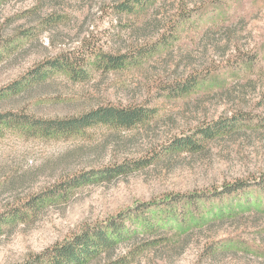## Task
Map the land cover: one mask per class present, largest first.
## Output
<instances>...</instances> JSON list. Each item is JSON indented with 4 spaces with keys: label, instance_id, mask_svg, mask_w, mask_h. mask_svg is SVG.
I'll use <instances>...</instances> for the list:
<instances>
[{
    "label": "rangeland",
    "instance_id": "obj_1",
    "mask_svg": "<svg viewBox=\"0 0 264 264\" xmlns=\"http://www.w3.org/2000/svg\"><path fill=\"white\" fill-rule=\"evenodd\" d=\"M122 1L0 0V90L58 53L87 58L82 75L54 72L0 101V112L77 117L112 105L155 112L128 130L98 125L50 140L0 127V214L25 215L0 225V264H22L150 203L159 228L141 232L137 222V234L118 243L113 259L264 264V0H147L126 13L117 9ZM151 46L145 59L119 69L95 57ZM189 79L196 85L178 94ZM220 120L230 131L203 140L199 151L162 154L171 141ZM139 160L149 163L112 181L82 183L32 212L24 208L63 180ZM237 180L250 186L229 199L162 204Z\"/></svg>",
    "mask_w": 264,
    "mask_h": 264
},
{
    "label": "trees",
    "instance_id": "obj_2",
    "mask_svg": "<svg viewBox=\"0 0 264 264\" xmlns=\"http://www.w3.org/2000/svg\"><path fill=\"white\" fill-rule=\"evenodd\" d=\"M147 0H124L117 4V9L120 12H130L135 6L143 5ZM137 5H135V4ZM139 7V6H138ZM156 47L138 49L135 53L131 52L128 55H115L112 53L99 52L95 55L98 59V64H104L105 69H119L128 61L134 59H145L147 55L154 52ZM94 52V51H93ZM93 55V53L91 54ZM87 59V58H86ZM84 58L70 57L66 53H58L55 57L49 58L39 65L35 66L21 79L7 85L0 90V101L7 97L20 94L25 89L31 88L34 85L41 84L52 73L64 72L75 77L82 75L83 65L86 63ZM196 85V80H185L178 85L175 90L178 94H185L191 91ZM174 89L168 90L169 93ZM154 109L144 106H100L86 113L77 115V117H60V118H37L25 111L0 112V127H10L21 131L30 137L58 139L60 137H68L78 134V132L86 129L94 128L102 125L107 127H116L122 129H130L134 126L143 124L154 116ZM232 127L223 120L217 121L214 124L207 125L195 131L192 135L184 136L181 139L171 141L162 154L181 152L189 150L192 152L199 151L203 144V140H212L218 135H222L230 131ZM155 158V157H154ZM149 160H139L131 163L114 165V167L96 169L87 173L79 174V176L63 180L60 184L48 189L42 195L34 196L27 201L24 208L26 211L32 212L45 204L48 200H53L55 197H62L71 188L77 187L82 183H100L103 181H112L118 176L128 175L135 168H142L148 165ZM249 183L243 180H237L230 185H225L219 191H213L210 194H189V195H172V198L163 201L164 205H174L177 202L186 201L191 205L202 201L216 199L217 201L229 199L231 196H236L238 192L245 191L249 188ZM152 204L138 205L127 213L119 214L113 220L96 226H87L83 228L79 234L73 235L62 243L55 244L46 248L43 252L35 254L32 258L22 264H124L122 257L113 259L115 249L119 242L130 237L133 233L137 234L131 227L137 222L142 225L141 232L153 233L157 227L152 224L149 218L151 210L148 211ZM172 207L165 210H171ZM169 213L170 212H164ZM145 214H148L146 216ZM162 214L156 213L155 219L161 218ZM231 215V214H230ZM19 211L10 210L4 214H0V225H10L15 219L24 217ZM146 216V217H145ZM200 221V220H199ZM137 231V230H136Z\"/></svg>",
    "mask_w": 264,
    "mask_h": 264
}]
</instances>
